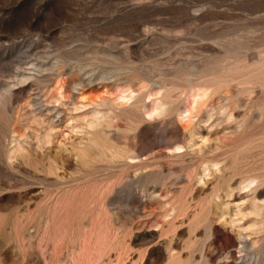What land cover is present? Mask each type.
<instances>
[{"label":"rangeland","instance_id":"374dc122","mask_svg":"<svg viewBox=\"0 0 264 264\" xmlns=\"http://www.w3.org/2000/svg\"><path fill=\"white\" fill-rule=\"evenodd\" d=\"M0 264H264V0H0Z\"/></svg>","mask_w":264,"mask_h":264},{"label":"bare ground","instance_id":"6f19581e","mask_svg":"<svg viewBox=\"0 0 264 264\" xmlns=\"http://www.w3.org/2000/svg\"><path fill=\"white\" fill-rule=\"evenodd\" d=\"M217 80V79H216ZM225 82V81H224ZM224 84V83H223ZM206 94V91H204V94ZM206 96V95H205ZM55 98H56V101H59L61 98H62V95H61V89L58 88L55 92ZM237 101V100H236ZM229 107L231 108V105H229ZM162 108V105L160 106L159 104H151L149 106H146L143 108L142 110V118L144 120L146 119H151L155 116H158L160 115V109ZM184 113H187V109L184 110ZM180 112L178 113V117L180 116ZM231 115V114H230ZM54 164V163H53ZM90 175V174H89ZM245 180V179H244ZM244 180H241L240 181V184H242L244 182ZM78 192L76 194H93V183H92V179L89 178V177H84L83 179H81V183L79 184V187L77 188ZM110 188H106L105 190H103L102 194H106L107 191L109 190ZM56 209V208H54ZM55 212H57V210H52L51 211V215L50 212L48 211V219H46V223H49L50 220L52 219V217L55 216ZM54 214V215H53ZM58 216V215H57ZM56 216V217H57ZM42 217V216H41ZM56 219V218H55Z\"/></svg>","mask_w":264,"mask_h":264}]
</instances>
